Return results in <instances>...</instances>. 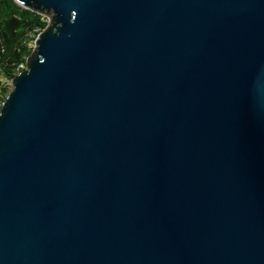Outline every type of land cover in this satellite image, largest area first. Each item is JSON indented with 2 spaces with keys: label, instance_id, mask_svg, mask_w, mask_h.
<instances>
[{
  "label": "water",
  "instance_id": "obj_1",
  "mask_svg": "<svg viewBox=\"0 0 264 264\" xmlns=\"http://www.w3.org/2000/svg\"><path fill=\"white\" fill-rule=\"evenodd\" d=\"M15 2L0 264H264V0Z\"/></svg>",
  "mask_w": 264,
  "mask_h": 264
},
{
  "label": "trees",
  "instance_id": "obj_2",
  "mask_svg": "<svg viewBox=\"0 0 264 264\" xmlns=\"http://www.w3.org/2000/svg\"><path fill=\"white\" fill-rule=\"evenodd\" d=\"M48 26V19L19 6L15 0H0V103L10 93L11 83L27 65L37 36Z\"/></svg>",
  "mask_w": 264,
  "mask_h": 264
},
{
  "label": "rangeland",
  "instance_id": "obj_3",
  "mask_svg": "<svg viewBox=\"0 0 264 264\" xmlns=\"http://www.w3.org/2000/svg\"><path fill=\"white\" fill-rule=\"evenodd\" d=\"M4 85L8 86V88H9L10 90H12V85H11V83L4 82ZM10 92H11V91H10ZM1 107H2V104L0 103V109H1Z\"/></svg>",
  "mask_w": 264,
  "mask_h": 264
},
{
  "label": "built area",
  "instance_id": "obj_4",
  "mask_svg": "<svg viewBox=\"0 0 264 264\" xmlns=\"http://www.w3.org/2000/svg\"><path fill=\"white\" fill-rule=\"evenodd\" d=\"M34 45H35V41H34ZM34 45H33V47H34Z\"/></svg>",
  "mask_w": 264,
  "mask_h": 264
}]
</instances>
